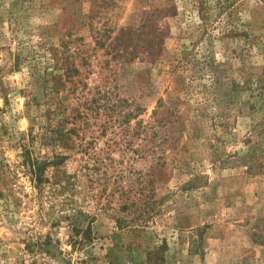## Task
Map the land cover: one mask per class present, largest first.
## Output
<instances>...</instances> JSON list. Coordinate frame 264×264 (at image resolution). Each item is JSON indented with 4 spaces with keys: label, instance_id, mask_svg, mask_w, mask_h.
I'll return each mask as SVG.
<instances>
[{
    "label": "rangeland",
    "instance_id": "1",
    "mask_svg": "<svg viewBox=\"0 0 264 264\" xmlns=\"http://www.w3.org/2000/svg\"><path fill=\"white\" fill-rule=\"evenodd\" d=\"M0 264H264V0H0Z\"/></svg>",
    "mask_w": 264,
    "mask_h": 264
},
{
    "label": "trees",
    "instance_id": "2",
    "mask_svg": "<svg viewBox=\"0 0 264 264\" xmlns=\"http://www.w3.org/2000/svg\"><path fill=\"white\" fill-rule=\"evenodd\" d=\"M154 22H155V19H150V35L151 36H150V41L147 42V44L150 45V50H149L150 64H154L158 61L161 55V52H162V48H163L162 45L164 44V38L162 39V33L159 30V28L154 24ZM95 30H94L93 38L95 40L96 47L98 48L109 47L110 48V45H106L107 42H105L106 32L101 33ZM130 35H134V33L129 32V31L126 32L125 30H122L120 33V36L117 37L115 41H117L120 45L125 44L126 42L129 43L132 40V37H130ZM52 56H53L52 61L55 63V64H52L53 69L56 71V73H58L57 75L61 76L64 83L69 86L68 88L65 89L67 96L63 100L69 101L68 96H72V100L76 103L75 104L76 107L72 109V111L70 112L68 116H64V119L62 121L63 123L62 125L65 124V128H67L68 130L66 133L75 135L76 132L80 130L79 123H82V120L85 121L86 118L88 117V113L81 111L80 107L81 105H83L82 103H84L82 101H86V99H84L85 94L81 91L87 88V86L83 83V80L86 79V76H84L83 74V69L86 71L87 68L90 66V61H89L90 57L87 55V52H85L84 49H80L79 47L73 53H71L67 49V47H65V52H64L63 57L59 56L57 53V50L55 49L53 50ZM117 58L114 57L115 60L117 59L121 61L122 63H125V62L128 63L135 59L134 57H132L131 53H129L127 57L118 55ZM77 59H80V62L78 64L77 63L75 64V60L76 62L78 61ZM80 88L82 89L80 90ZM55 94L56 93H53L51 95L52 96L51 103L52 105L56 106L57 110L59 109L60 111H62L61 114H65L66 112H68V108L63 103L59 102L57 98L53 97V95ZM110 94L111 92L106 91L102 95V98H106L107 96L109 97ZM52 112L54 116L58 114V112L56 111H52ZM62 125L58 126V129L62 130L63 128ZM63 161H64L63 157L60 159L58 158L56 161V164L52 163V165H55V166L61 165ZM36 177H38V175H36Z\"/></svg>",
    "mask_w": 264,
    "mask_h": 264
}]
</instances>
